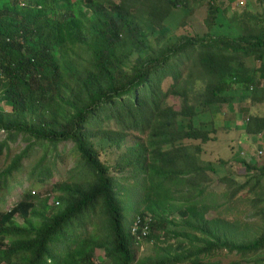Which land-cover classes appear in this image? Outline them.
<instances>
[{
	"label": "trees",
	"instance_id": "1",
	"mask_svg": "<svg viewBox=\"0 0 264 264\" xmlns=\"http://www.w3.org/2000/svg\"><path fill=\"white\" fill-rule=\"evenodd\" d=\"M112 1H106L105 6L90 0L88 7L93 17L86 18L81 0H0V130L6 134L0 143V156L9 140L15 141L22 134L30 139L0 173V182L6 185L7 178L21 171L24 160L36 146L45 148L69 141L80 153L90 177L82 185L63 184L57 188L59 204H53L61 206L57 212L50 211L47 199L37 208L33 202L36 197L29 194L10 211L0 213V264H95L92 259L96 249L105 251L106 264H135L136 240L126 226L125 209L119 201L115 180L92 141L95 134L92 127L106 117L124 130L148 132L147 147L136 150L133 164L140 165L141 172H150L158 178L155 206L165 209L171 199L168 183L178 181L196 188L201 181L208 180L203 177L212 171L211 167H199L198 161L204 146L210 145L217 134L206 131V126L195 128L194 120L201 111L233 103L234 85L240 86L243 96L250 95L253 83H248L231 63L238 56L252 55L247 45L254 42L233 38L231 50L217 44L221 38L228 39L209 32L218 9L215 0H207L210 12L204 22L207 33L182 36L151 56L146 53L142 26L148 24L147 29L161 30L174 9L202 0H122L120 5ZM80 44L87 47L90 62L84 69L68 65L70 87L64 83L67 71L63 69L61 55L65 48ZM253 48L260 49L256 58L263 59L264 37L258 38ZM135 53L139 57L126 73L123 63ZM193 56L199 76L209 78L201 91V110L189 104L186 96L179 111L162 106L167 94L178 93L174 90L181 78L179 67ZM189 77L193 78L192 74ZM166 78L171 79L172 85L169 91L160 93V99L158 93ZM63 89H67L66 94H62ZM2 102L11 104L13 111H2ZM178 117L189 121L186 127H177ZM245 131L249 135L264 132V118L250 117ZM105 138L120 148V136L115 140L105 132ZM258 166L253 168L262 174L264 166L261 169ZM202 191L199 195L204 194L205 190ZM100 203L105 237L80 238L75 247L71 246L73 234L87 226V218ZM147 209L149 214L138 215L152 217L146 240L159 241L153 231L160 216L151 207ZM189 210L195 222L192 217L184 225L204 236L200 242L203 246L196 248V254L179 246L181 254L149 264H187L192 258L195 259L189 264H203L199 256L213 252L248 256L264 249V233L251 243L235 241L237 228L233 224L224 222L221 230L213 232L209 229L210 221L201 212ZM16 216H21L26 224H18ZM37 217L43 221L33 226ZM184 236L188 238L187 234ZM197 238L189 236L193 243L199 241ZM57 245L66 248L63 254L55 250Z\"/></svg>",
	"mask_w": 264,
	"mask_h": 264
},
{
	"label": "rangeland",
	"instance_id": "2",
	"mask_svg": "<svg viewBox=\"0 0 264 264\" xmlns=\"http://www.w3.org/2000/svg\"><path fill=\"white\" fill-rule=\"evenodd\" d=\"M81 1L88 15L86 18H92V11L88 7L90 0ZM92 1L106 6L108 0ZM112 2L115 5H120L122 0H113ZM206 11H208L207 2H204V0L190 2L186 7L181 6L174 9L164 20V27L161 30L147 29L149 25H143L142 33L148 47L146 53L151 56L164 48L167 43H172L182 36L202 35L207 30L203 23ZM88 23L91 27V22ZM214 26L215 22L210 30ZM145 56L146 54H143V57ZM137 57H139V54L135 53L127 59L123 63V71L129 73ZM189 60H195L194 56L185 60L179 67L181 78L174 90L178 93L175 95L172 93L167 94L161 101L162 106H171L179 111L183 104V98L186 96L189 104L201 110L200 103L203 97L200 95L206 77L199 76L197 67L190 72L193 67ZM61 62L63 69L67 71L65 74L67 79L64 83L71 87L72 82L68 80L71 77V74H68L70 72L68 65L73 67L76 64L80 69H84L85 66H89L90 54L87 47L82 44L70 46L64 49ZM190 74L193 78L189 77ZM190 79H193V81L196 79V82H192ZM171 85L170 78H166L162 82L161 90L158 93L160 99V93L169 91ZM194 85L196 86L194 87ZM66 93L67 89H63L62 94ZM1 109L5 112L13 111L12 105L7 102H2ZM241 119L243 120L242 117ZM188 122L178 117L176 125L181 129L186 127ZM209 123L210 118L203 114L197 117L193 124L195 128L199 129L204 128ZM92 130L95 132L92 139L94 146L99 152L101 161L109 167V174L115 180L119 201L125 209L127 228L130 229L134 219L139 214H149L147 213L149 207L154 209L160 216L157 220L159 222L157 229L153 231V234L159 237L160 240L151 242L145 240L141 244L135 241L133 249L136 256L135 264L161 262L168 257H174L182 252L178 250L179 246L196 254V248L203 246V243L200 244V242H203L204 236L184 225L192 217L195 222V216L191 214L189 208H195L199 214L201 212L205 220L210 221L209 229L213 232L221 230L224 222L233 224L237 228L236 235L233 237L235 241L251 243L264 233V172L260 174L258 170L253 168V165H259L260 169L264 166V150L251 146V144L246 149L236 142L235 149L233 148L234 151L232 152L227 149L225 139H223L215 146L217 150L212 157L210 153L205 155L207 157H205L204 163L207 164L216 158L226 159L232 154L234 157L240 155L243 160L241 162L237 161L239 170H234L233 175L232 172L230 175L225 172L222 173L220 176L224 178L214 184L213 194L207 193L208 195L205 192L199 195V186L193 188L187 183H178V181L168 183L167 186L171 187V199L165 209H158L155 206L158 203V198L154 191L158 178L150 172H141L140 165L133 164L136 150L147 147L148 132L140 133L124 130L113 119L106 117H103L98 125H94ZM105 132L113 136L115 140H118L119 136L121 137L119 140L120 148L112 145L111 140L105 138ZM234 136L233 134L230 138L233 139ZM4 139H6V134L0 133V143ZM29 142L30 139L24 134L20 135L15 141L9 140L8 147L4 149L3 154L0 156V173L8 167L16 155L26 148ZM185 145L188 146V143H185ZM206 150L208 151L209 147ZM243 150H245L244 154L241 153ZM258 150H262L263 155L259 156ZM243 161L246 163H243ZM248 164H250V168ZM36 169H38V173H35ZM228 176H231V178ZM89 178L81 155L75 149L73 142H63L57 146L48 145L45 148L36 146L31 151L29 158L24 160L22 170L7 178L6 185L0 182V213L10 211L29 194L36 197L33 202L37 208H40L41 202L47 199L50 211L57 212L60 209L58 207L61 206L54 207L51 204L54 202V198L57 201L60 195L57 188L63 184L82 185ZM50 214L51 212L47 213V215ZM103 216V204L100 203L96 211L87 218V226L77 229L75 235L73 234L75 239L70 245L75 247L77 239L88 236V238L105 237V230L102 228ZM15 221L20 225L26 224L21 216H16ZM42 221L41 217L34 218L32 225H40ZM184 234H187L188 238ZM189 236H196L199 241L193 243ZM54 248L61 254L66 249L62 245H57ZM95 251L92 259L95 264L108 263L105 258V251L98 249ZM194 259L192 258L189 262ZM199 260L203 264H264V249L248 256H241L227 251L213 252L207 256H199Z\"/></svg>",
	"mask_w": 264,
	"mask_h": 264
},
{
	"label": "crops",
	"instance_id": "3",
	"mask_svg": "<svg viewBox=\"0 0 264 264\" xmlns=\"http://www.w3.org/2000/svg\"><path fill=\"white\" fill-rule=\"evenodd\" d=\"M204 2H207V0H204ZM214 5L218 8L215 12V26L212 30H209V32L215 37L223 35L228 39H219L221 42H217L218 45L225 46V49L231 50L234 47L232 43L233 38L234 40L247 38L249 41L255 43L258 38L264 37V0H215ZM209 13V11H206L203 23ZM207 32L208 30L203 34ZM254 43L247 45L248 48H251L249 51L252 55L246 57L238 56L231 63L233 68L242 73L243 78H246L248 83H253L250 95L248 94L246 97L243 96V94L240 93V86L234 85V91L231 92V94L235 96L233 103L222 104L212 109V111L207 110V112L204 113L201 111L200 114V116L204 114L210 118V123L206 125L205 130L209 132L214 131L217 134L215 140L209 143L210 145L204 146L199 156L200 161H198L199 167H211L212 169V171L207 172L205 177H203L205 180L208 178V180L205 182L201 181L202 184L199 186V191L205 190L204 192L206 194H213L212 188L214 184L224 178L220 175L224 172L229 175L232 172L233 175L234 170H239L237 161L243 160L240 155L234 157L232 154L226 159L216 158L205 164V157H207L205 155L210 153L212 157L213 153L217 150V148H215V146L218 145L217 143L225 139V145L228 147L227 149L232 152L235 149L234 145L236 142L246 149L251 144V146H256L264 150V132L249 135L246 134L245 131L250 117L264 118V56L263 59L256 58V53L260 51V49H254ZM262 52L264 55V50H262ZM206 60L207 58L204 61ZM189 61H191L193 67L190 71L192 72L195 69L193 66L195 61ZM205 79L204 83L208 84L209 78L206 76ZM190 81L195 82L193 79H190ZM205 84L204 86L206 87ZM233 134L235 136L231 139L230 137ZM208 147L209 150L207 151L206 148ZM244 151L245 150L241 151V153L244 154ZM222 162L226 164L223 165ZM231 176L228 177L231 178Z\"/></svg>",
	"mask_w": 264,
	"mask_h": 264
},
{
	"label": "built area",
	"instance_id": "4",
	"mask_svg": "<svg viewBox=\"0 0 264 264\" xmlns=\"http://www.w3.org/2000/svg\"><path fill=\"white\" fill-rule=\"evenodd\" d=\"M0 133L5 134V131L0 130ZM258 155L259 156L263 155V151L260 150ZM53 198H51V199H53ZM51 204L52 205L53 204L58 205L59 203L57 201H55V198H54V202ZM151 223H152V217L151 216H146V217L137 216L134 219V221L130 227V233H131L132 237L136 240L137 243L141 244L142 242H144L146 240V238L150 234Z\"/></svg>",
	"mask_w": 264,
	"mask_h": 264
}]
</instances>
